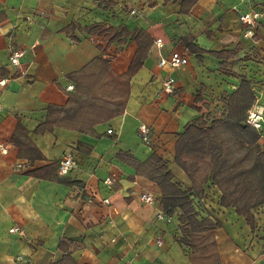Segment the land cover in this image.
Listing matches in <instances>:
<instances>
[{
  "label": "crops",
  "instance_id": "crops-1",
  "mask_svg": "<svg viewBox=\"0 0 264 264\" xmlns=\"http://www.w3.org/2000/svg\"><path fill=\"white\" fill-rule=\"evenodd\" d=\"M108 1L0 0V67L6 72L0 79H7L0 83V264L55 263L63 257L62 241L77 264H264V205L254 211L253 228L219 198L204 202L209 210L196 211L200 219L219 222L213 232L216 245L207 257L193 254L182 211L162 209L159 185L123 158L146 161L156 153L175 181L190 186L175 162L177 135L184 127L215 109L225 113L226 96L244 77L256 93L254 105L264 112V0H198L187 14L181 13L182 0ZM246 15L250 21L241 19ZM72 24L77 39L64 31ZM94 26L116 27L120 39L126 29L153 39L130 79L124 112L97 123L95 134L62 126L36 132L49 105L68 104L75 91L70 73L98 56L109 60L116 75L128 71L138 48L135 38L120 43L108 32L84 30ZM187 34L206 52L199 57L190 52L182 41ZM13 49L24 50L19 67L10 63ZM176 50L186 53L189 63L160 67V59ZM212 51L231 56L224 59ZM169 75L175 78L174 93L163 90ZM96 81L87 86L90 92L119 96L114 94L118 86ZM140 124L150 126L149 141L140 137ZM31 143L42 157L25 156L22 150ZM68 155L77 165L57 175L72 183L37 174ZM109 176L112 184L105 182ZM143 191L154 193L156 203L143 202ZM161 211L165 218L158 217ZM13 226L21 231L11 232Z\"/></svg>",
  "mask_w": 264,
  "mask_h": 264
},
{
  "label": "trees",
  "instance_id": "trees-1",
  "mask_svg": "<svg viewBox=\"0 0 264 264\" xmlns=\"http://www.w3.org/2000/svg\"><path fill=\"white\" fill-rule=\"evenodd\" d=\"M171 0H164L165 3ZM198 0H182L181 13L187 14ZM112 0L107 4H113ZM76 25L72 24L64 29L71 38L77 39L74 32ZM90 33L112 34V40L119 39L125 43V38L132 36L138 44L135 56L128 71L123 76L116 75L108 59L98 56L79 71L69 74L75 81V91L70 93L68 104L58 106L51 104L45 122L37 127L36 132L52 130L55 126L78 129L89 134H95L94 126L110 120L124 112V106L130 91V79L142 67L143 60L153 44V39L144 31L123 30L124 39H120L122 32L116 27L103 28L101 26L87 27ZM184 45L198 57L206 52L200 47L191 34L182 37ZM211 54L229 58L225 52H210ZM223 66V65H222ZM0 74L6 72L0 67ZM108 80L114 88L118 86L119 96L90 92L87 86L96 80ZM122 95V97H121ZM256 101L251 80L242 78L239 86L225 98V113L219 118L199 117L187 124L177 135L175 162L185 171L190 186H182L175 181L173 172L167 162L156 153L146 161H139L133 157H123L131 162L138 174H142L161 189V207L171 213L180 209L181 222L185 223L183 231L187 235L186 242L193 247V254L203 257L210 255V247L216 243L213 232L216 225L207 218L200 219L197 209L209 210L201 200L219 198L225 207L233 206L239 215L256 227L255 209L264 205V147L260 143L261 134L248 123V112ZM210 121V122H209ZM72 122V123H70ZM27 133V132H26ZM31 159L42 157V153L31 143L30 147L22 150ZM58 165H51L38 175L72 183L65 177L57 175ZM198 198L195 204L192 200ZM217 200V199H215ZM60 248L63 257L52 264H77L72 256L70 247L62 241ZM208 264V263H206Z\"/></svg>",
  "mask_w": 264,
  "mask_h": 264
},
{
  "label": "built area",
  "instance_id": "built-area-1",
  "mask_svg": "<svg viewBox=\"0 0 264 264\" xmlns=\"http://www.w3.org/2000/svg\"><path fill=\"white\" fill-rule=\"evenodd\" d=\"M134 12V11H133ZM255 16H257V14H255ZM241 19H243L244 21H250V16L246 15V16H241ZM157 44L159 46H162V39H158L157 40ZM24 55V50L22 49H13L10 52V63L12 65H15L17 67L20 66L21 64V58ZM189 63V57L186 53L181 52V51H173L170 55L168 56H164L160 59L159 61V66L162 68H178L181 66H185ZM7 81L6 78H1L0 79V83L1 84H5ZM174 84H175V78L172 75L167 76L164 80H163V90L167 93H174ZM68 89H73V85H69ZM248 123L251 124L258 132H260L261 137L264 138V112H263V108L257 104H255L248 112ZM139 135L140 137L144 140V141H149L150 139V132H151V128L150 126H148L147 124H140L139 128ZM108 133H113V129L109 128L108 129ZM2 148V151L4 152V148ZM77 165L76 160L68 155L65 156L62 160H60L59 162V173L61 175H65L68 174L69 171L75 167ZM105 182L107 184H112L113 183V178L112 177H107L105 179ZM140 198L143 202L148 203V204H155L157 201V198L155 196L154 193L148 192V191H143L140 194ZM91 201V200H90ZM203 203L207 201L206 197H203L201 200ZM200 201V202H201ZM104 203H110V199L109 198H104L103 199ZM200 202H198L200 204ZM207 206V205H206ZM208 207V206H207ZM158 217L159 218H165L166 215L164 214V212H159L158 213ZM11 232H16V231H21V229L18 226H13L12 228H10ZM157 243L158 244H162L163 241L161 238L157 239ZM264 254V248H263V252ZM125 264H130L129 262L125 263Z\"/></svg>",
  "mask_w": 264,
  "mask_h": 264
},
{
  "label": "rangeland",
  "instance_id": "rangeland-1",
  "mask_svg": "<svg viewBox=\"0 0 264 264\" xmlns=\"http://www.w3.org/2000/svg\"><path fill=\"white\" fill-rule=\"evenodd\" d=\"M222 108L221 109H215L214 111L208 113V117L210 118H213V117H221L223 114H222ZM260 141H261V144L262 146L264 147V138H260Z\"/></svg>",
  "mask_w": 264,
  "mask_h": 264
}]
</instances>
